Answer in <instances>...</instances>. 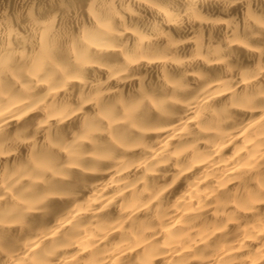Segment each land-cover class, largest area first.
Listing matches in <instances>:
<instances>
[{
  "label": "bare ground",
  "instance_id": "bare-ground-1",
  "mask_svg": "<svg viewBox=\"0 0 264 264\" xmlns=\"http://www.w3.org/2000/svg\"><path fill=\"white\" fill-rule=\"evenodd\" d=\"M0 264H264V0H0Z\"/></svg>",
  "mask_w": 264,
  "mask_h": 264
}]
</instances>
